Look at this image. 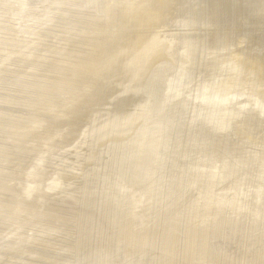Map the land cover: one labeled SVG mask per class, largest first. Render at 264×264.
I'll return each instance as SVG.
<instances>
[{
    "label": "bare ground",
    "instance_id": "6f19581e",
    "mask_svg": "<svg viewBox=\"0 0 264 264\" xmlns=\"http://www.w3.org/2000/svg\"><path fill=\"white\" fill-rule=\"evenodd\" d=\"M0 264H264V0H0Z\"/></svg>",
    "mask_w": 264,
    "mask_h": 264
},
{
    "label": "rangeland",
    "instance_id": "374dc122",
    "mask_svg": "<svg viewBox=\"0 0 264 264\" xmlns=\"http://www.w3.org/2000/svg\"><path fill=\"white\" fill-rule=\"evenodd\" d=\"M126 23H128V19H126ZM129 24V23H128ZM125 26V28L127 27V25ZM117 54V53H116ZM115 54V55H116ZM114 55V56H115ZM157 89H153V92H156ZM206 137L203 135L202 136V143H201V147H199V149H196L195 152H198V156L199 153H201V151H203V149H205V154H208L210 152V150L208 152H206L208 146H206ZM178 145H181V142L178 143ZM149 147V146H147ZM175 147H177V145L175 144L174 141L171 142V145L169 146V149H171V153H173V149H175ZM121 148V147H120ZM96 149V144H90V149L89 150H95ZM185 149V145H181V151H183ZM123 150V149H122ZM96 151V150H95ZM100 154L102 152V150L98 151ZM121 153V152H120ZM157 153H159V159H161V161H163V163H167V159H165V157H161V155H165V153H167V151H165L164 149H158ZM149 155H151V151H149ZM225 156H228L227 153L225 154ZM87 159L85 160H81V166L84 168V170L86 171V174H84L83 176H78L75 180H73V185L76 186H80L82 187L81 183H83V179H85V177H89V175H91V171L93 170L91 167L95 168L97 167V165H93V164H97L99 163V159H101V155H97L94 157H89L86 156ZM115 157H119V155H115ZM145 157H147V155H145ZM187 157H189V155H184L181 153V159H183V161H185V159H187ZM139 159H143V155H141V152L139 153ZM189 162V161H187ZM135 163H137V159H135ZM153 163H155V161H153ZM106 168V172L109 174V176H111V171H113V169H115V167H113V165H107L105 167H103V169H101V172ZM129 169H131V165H129V167H127ZM181 167H179V165H177V167H175V169H177V171H179ZM163 171H165V169H163L162 171L158 168L157 163H155V165H153V167H151V175H159L160 173H162ZM132 176L135 177V175H133V173H131V170L128 171ZM167 173H169V169H167ZM71 178L74 176H70ZM108 179V176H106ZM137 178V177H136ZM114 181V180H113ZM112 181V182H113ZM150 201V200H149ZM113 204V203H112ZM156 203H152L151 201V205H153V207H157ZM128 205V204H127ZM119 208V207H118ZM157 211H159V207H157ZM129 217V216H127ZM127 221L126 217H123L122 219H120V222H125ZM119 222V223H120ZM233 248H235L234 245H232Z\"/></svg>",
    "mask_w": 264,
    "mask_h": 264
}]
</instances>
